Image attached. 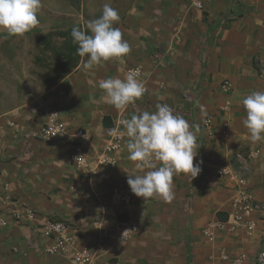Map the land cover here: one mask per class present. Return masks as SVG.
<instances>
[{"label":"crops","instance_id":"crops-1","mask_svg":"<svg viewBox=\"0 0 264 264\" xmlns=\"http://www.w3.org/2000/svg\"><path fill=\"white\" fill-rule=\"evenodd\" d=\"M191 1L88 0L93 19L102 15L106 3L119 12L115 27L132 46L124 62L113 59L89 70L84 60L56 85L0 112L2 189L20 207L32 209L38 223L67 222L77 231L73 252L89 249L93 264H233L223 257L242 255L241 264H258L264 210L254 218L257 226L252 232L220 233L214 240L203 234L209 221L227 218L231 211L235 184L220 176L222 166L245 176L255 199L264 205V142L251 141L242 103L252 92H264V80L252 63L243 61L240 50L229 57L222 45L221 54L216 53V36L229 16H246L249 11L231 0H198L205 6L200 11L187 7ZM78 25L85 27L83 21ZM253 31L256 41L264 40V28L255 26ZM205 37H210L211 63L204 57ZM134 68L142 70L147 91L118 110L102 98L99 82L123 79ZM225 80L234 83L229 95L219 93ZM209 83L216 90L212 95ZM181 84L189 89L182 90ZM226 101L228 110L223 108ZM158 103H167L193 126L198 146L194 164L202 160V171L193 180L188 174L175 175L171 202L159 197L145 202L133 194V202L124 205L113 200V193L130 188L128 174H142L128 159L127 136L114 153L115 166L102 163L101 155L119 121L155 111ZM52 114L66 130L60 139L47 142L38 133ZM207 118L210 126H205ZM78 154L84 164L74 163ZM48 244L0 205V264H74L71 251L67 256L47 255Z\"/></svg>","mask_w":264,"mask_h":264},{"label":"clouds","instance_id":"clouds-1","mask_svg":"<svg viewBox=\"0 0 264 264\" xmlns=\"http://www.w3.org/2000/svg\"><path fill=\"white\" fill-rule=\"evenodd\" d=\"M41 7L42 0H0V30L10 35L26 34L39 24L37 13ZM119 21V12L106 3L102 15L88 22L87 32L73 27L71 36L73 43L78 45L76 54L87 57L83 65L85 69H93L113 59L123 63L124 57L130 54L132 46L115 27ZM140 77L137 68L129 70L123 79L101 80L98 86L102 98L118 110L126 109L147 91ZM242 103L246 110L244 125L251 141L264 142V92H252L243 98ZM121 124L124 131L119 134L128 138V159L135 162V168L142 173L128 174L127 183L132 193L145 202L153 197L171 202L174 199L173 177L183 173L193 180L202 171V160L194 164L198 146L193 126L167 103H158L155 111L133 114ZM127 232L124 231L123 237Z\"/></svg>","mask_w":264,"mask_h":264},{"label":"rangeland","instance_id":"rangeland-1","mask_svg":"<svg viewBox=\"0 0 264 264\" xmlns=\"http://www.w3.org/2000/svg\"><path fill=\"white\" fill-rule=\"evenodd\" d=\"M231 1L232 5L242 4L249 12L246 16H229L222 34L216 36L219 47L216 53L221 54L222 45L228 48L226 55L229 57L235 56L237 50H240L243 61L249 66L252 63L264 80V40L256 41L253 31L255 26L264 28V0ZM87 4L88 0H42V7L37 13L39 24L31 31L21 36L0 30V112L20 105L49 88L44 68L49 61L42 55L43 49L38 48L40 38L73 27L81 21L87 27L88 22L94 20ZM187 7H190L189 4ZM203 41L204 57L211 63L210 37H205ZM37 57H41L39 62L36 61ZM205 78L206 72L202 78L203 83H206ZM181 88L189 89V85L181 84ZM211 88L209 83L210 95L216 92ZM219 93L226 95L220 85ZM258 250L257 263L264 264V239Z\"/></svg>","mask_w":264,"mask_h":264},{"label":"built area","instance_id":"built-area-1","mask_svg":"<svg viewBox=\"0 0 264 264\" xmlns=\"http://www.w3.org/2000/svg\"><path fill=\"white\" fill-rule=\"evenodd\" d=\"M205 6L198 0L190 2V9L204 10ZM137 69V68H134ZM132 70V69H130ZM142 74V70L140 69ZM224 94L229 95L234 85L230 80H225L221 84ZM229 102L226 101L223 108L229 109ZM123 121V120H121ZM121 121L112 128V142L105 148L101 155V162L110 166H115L116 160L114 153L122 146L125 136L119 133L124 131ZM211 118H207L205 126H210ZM225 124V128H228ZM65 124L59 120L56 114H52L45 124L39 130L41 140L50 142L60 139L65 135ZM74 163L84 164V159L80 154L73 157ZM221 177H227L235 184V193L231 201V211L225 220L213 219L207 223L203 229V234L209 240H214L220 234H229L238 230L252 232L257 222L254 218L264 210L254 197L253 191L248 187L247 179L240 173L235 172L230 166H222L219 169ZM113 200L122 202L124 205L133 202V193L130 188H118L112 195ZM0 205L12 216L17 223L28 225L34 232L36 238H45L49 244L45 247V252L50 256H67L72 252V262L74 264H93L92 252L83 248L73 252L77 231L67 222L61 220H46L43 223L37 222L35 212L29 207H20L10 196L2 189L0 185ZM75 232V233H74ZM126 235L121 237L124 240ZM71 251V252H70ZM264 259V256L262 257ZM223 260H229L233 264H241L245 261V256L236 258L223 257Z\"/></svg>","mask_w":264,"mask_h":264},{"label":"trees","instance_id":"trees-1","mask_svg":"<svg viewBox=\"0 0 264 264\" xmlns=\"http://www.w3.org/2000/svg\"><path fill=\"white\" fill-rule=\"evenodd\" d=\"M81 30L88 31L85 26H73ZM73 27L66 30L54 31L40 38L38 48H42V55L49 61L45 66V78H47L49 88L73 73L87 57H80L76 54L78 45L73 43L71 31ZM90 34V33H89ZM41 57H37L36 61H40ZM48 88V89H49ZM106 126L109 124L105 121ZM224 220L225 217H220Z\"/></svg>","mask_w":264,"mask_h":264}]
</instances>
